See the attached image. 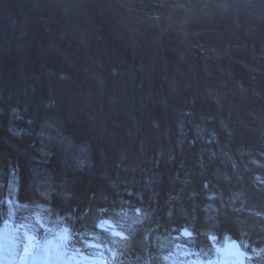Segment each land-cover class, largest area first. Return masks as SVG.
Masks as SVG:
<instances>
[{
	"label": "trees",
	"instance_id": "16d2710c",
	"mask_svg": "<svg viewBox=\"0 0 264 264\" xmlns=\"http://www.w3.org/2000/svg\"><path fill=\"white\" fill-rule=\"evenodd\" d=\"M5 220L107 264H264V0H0Z\"/></svg>",
	"mask_w": 264,
	"mask_h": 264
},
{
	"label": "rangeland",
	"instance_id": "374dc122",
	"mask_svg": "<svg viewBox=\"0 0 264 264\" xmlns=\"http://www.w3.org/2000/svg\"><path fill=\"white\" fill-rule=\"evenodd\" d=\"M111 223L106 221L100 222V229L108 230L111 229V235L113 237H122V233L115 231L111 227ZM21 227H14L6 225L0 230V240L4 241V247L2 250L8 253L10 246H16L15 252L17 251V258L14 257V264H21L22 260L25 264H101L99 261L92 260L91 258L72 256L64 250L62 245L64 240V232L53 235L41 243H36L34 238L27 234ZM15 236V240L19 243H13V241L7 240L10 235ZM187 235V233H186ZM8 245V246H7ZM218 255L224 256L222 249H217ZM223 258V257H222ZM196 264H219L214 261L198 262Z\"/></svg>",
	"mask_w": 264,
	"mask_h": 264
},
{
	"label": "bare ground",
	"instance_id": "6f19581e",
	"mask_svg": "<svg viewBox=\"0 0 264 264\" xmlns=\"http://www.w3.org/2000/svg\"><path fill=\"white\" fill-rule=\"evenodd\" d=\"M63 236H64V240H63L62 245L66 243V238H67V235L65 233ZM5 240L4 239L0 240V264H9V261L13 262L14 257H16V252H15V255L13 253L9 255L7 252L2 250L4 247L3 245L5 244L4 243ZM222 253L224 254V256H222L223 264H243L242 253L235 242H232V241L227 242L224 248L222 249ZM7 256H10V259ZM21 264H24V263L21 262Z\"/></svg>",
	"mask_w": 264,
	"mask_h": 264
}]
</instances>
